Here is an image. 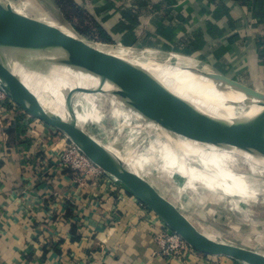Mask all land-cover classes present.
<instances>
[{"label": "crops", "instance_id": "crops-1", "mask_svg": "<svg viewBox=\"0 0 264 264\" xmlns=\"http://www.w3.org/2000/svg\"><path fill=\"white\" fill-rule=\"evenodd\" d=\"M176 2L179 1L69 0V8L73 14L84 15L90 36L74 31L83 38L108 44L100 40L104 31L118 44L179 53L211 66L212 72L220 71L235 84L264 97V0H185L174 5ZM0 8L57 30L61 28L36 20L30 13H45L73 30L81 21L74 15L72 23L58 0H0ZM66 36L76 39L74 33ZM97 94L102 96L96 90L76 86L73 95V115L86 129L94 125L90 101L95 100L92 97ZM83 99H89V103L85 105ZM120 105L139 117L132 107L122 102ZM3 106L0 116V264L241 263L220 255L199 254L188 261L162 255L155 240V234L167 225L162 219L121 183L106 176L81 184L74 172L57 165L59 148L67 142L61 132L29 114L26 120L8 96ZM75 108L80 112L76 114ZM134 121L130 123L132 128L139 126L135 123L140 120L133 124ZM128 143L127 140L118 143L117 148L125 150L123 144L132 146ZM178 159L180 157L174 161L177 165ZM178 162H186L189 170L183 168L186 165L178 167L182 170L179 174L189 173L188 178L211 185L215 180H222L210 167L206 168L203 158ZM146 166L142 165L141 169L149 171L147 181L200 235L226 243L213 228L211 238L204 223L205 219L224 215L234 225L250 226L256 222L255 228L264 229L263 214L254 203L257 198L247 206L242 197H237L240 204L235 207L237 203L233 200L220 198V202H215V198L209 196L194 197V189L181 180V175L168 176L170 173L158 170L159 181L151 180L156 172ZM222 186L229 188L228 184ZM200 193L205 191L200 189ZM194 215L200 220L193 219ZM251 235L243 237L242 242L226 244L264 254L255 249Z\"/></svg>", "mask_w": 264, "mask_h": 264}, {"label": "water", "instance_id": "water-1", "mask_svg": "<svg viewBox=\"0 0 264 264\" xmlns=\"http://www.w3.org/2000/svg\"><path fill=\"white\" fill-rule=\"evenodd\" d=\"M57 40L60 42L71 41L69 37L63 36L61 31L57 29L21 18L0 8V77L8 82L3 85L0 84V90L27 114L39 118L65 134L91 161L113 176L127 190L137 196L143 204L157 213L172 231L181 236L197 252L205 255L226 256L245 264H264V254L262 253L217 242L197 233L179 217L176 210L162 199L149 181L144 180L126 166L105 155L85 138L78 130V127L82 129L83 127L78 125L72 111L76 86L64 98L62 104L63 117L57 118L29 96L24 84L20 82V78L16 75L10 63L2 59V57L15 55V52L20 49L24 51L23 55L28 61L26 64L28 69L43 73L46 77L56 76L68 83H72L75 77L94 80L97 82L96 91L120 100L139 114L142 111L156 113L159 117V123L165 130H167L166 126L161 122V116L158 113L180 105L185 101L184 95L178 92H174L165 98L157 99L152 95L145 98L142 96L144 89L159 91L156 87L157 82H154L155 78L151 74L143 79V75H146L145 68L130 65L112 69H89L75 59L66 56L65 52H78L77 50L61 46ZM199 73L206 75L208 81H211L222 92H242L251 98L252 102L238 106L237 112L248 119L261 121L264 124L263 96L235 84L216 70L209 74ZM130 74L137 76L139 79L137 84L127 79ZM168 132L176 135L178 131L172 128ZM216 132L221 136L223 134L219 128L216 129ZM252 141H255L260 147L256 149V144ZM203 143L215 145L214 147L227 145L226 150L244 152L257 158L263 156L264 158V144L257 139L235 136L229 137L224 143L213 141Z\"/></svg>", "mask_w": 264, "mask_h": 264}, {"label": "bare ground", "instance_id": "bare-ground-1", "mask_svg": "<svg viewBox=\"0 0 264 264\" xmlns=\"http://www.w3.org/2000/svg\"><path fill=\"white\" fill-rule=\"evenodd\" d=\"M63 28L67 29L65 26ZM116 48L113 46L108 50L94 49L91 53L85 54L75 51L65 53L66 56L75 59L89 69H112L130 65L145 68L146 75L142 76L143 79L151 74L155 78L154 82H157L156 87L159 90L156 92L144 89L142 96L145 98L151 95L157 99L165 98L174 92L184 95L185 101L182 104L159 113L165 128L168 131L172 128L176 129L177 134L172 136L181 140L185 145H208L203 143L205 141L224 143L229 137L235 136L257 139L264 144V124L261 121L248 119L237 112L238 106L250 104L251 98L242 92H222L217 89L211 81H208L206 75L199 73H212L211 66L179 53L155 49L150 51V55L145 60L140 56L142 57L140 60L139 57L129 56L131 50L115 51ZM23 52L20 49L15 52V55L2 57V59L10 63L29 96L44 107L46 106L47 110L57 116H64L62 104L71 87L80 86L84 89L95 90L97 82L91 79L75 77L72 83H68L56 76L46 77L43 73L28 69L26 66L28 61ZM183 65H187L184 71L181 70ZM127 79L135 84L139 82L137 76L133 74L128 75ZM5 82L8 83L0 77V84L3 85ZM102 94L109 96L105 93ZM109 100L111 104H116L115 98ZM78 125L83 126V129L77 126L79 132L96 148L147 181L149 171L142 172L140 163L145 153L137 154L133 150H120L112 144L101 141L98 134L84 128V125L79 123ZM217 128L221 129L222 136L216 132ZM167 130L164 129L163 132L168 133ZM160 144L161 142L155 143L148 153L157 152ZM241 153L257 161L253 156Z\"/></svg>", "mask_w": 264, "mask_h": 264}, {"label": "rangeland", "instance_id": "rangeland-1", "mask_svg": "<svg viewBox=\"0 0 264 264\" xmlns=\"http://www.w3.org/2000/svg\"><path fill=\"white\" fill-rule=\"evenodd\" d=\"M18 11L21 14H25L22 10ZM33 16L36 20L61 28L62 30L60 29L59 31H61L62 35L65 37H68L66 36L67 34L72 35V33H74V35H76V39H74V37H69L71 41L68 40L67 42H60L57 40V42H59L61 46L72 48L81 53H91L94 49L108 50L109 48L115 46L117 47L115 51H119L121 49L131 50L132 52L131 54H129V56L133 58L139 57L140 60H142L141 58L143 57L145 60V58L150 55V51L154 50L149 49L148 46L135 47L118 44L115 43V41L111 38H109L108 42H103L108 44H102L95 41L93 42L89 39L79 36L78 34H75L74 31H77L75 29L73 30L69 28L67 30L66 28H63V25L58 24L53 20L51 16L45 13H30V17ZM79 26L81 27V30H87V25L79 24ZM104 37L105 36H103V38ZM73 40H75V42H73ZM186 67L187 65H183L181 70L184 71ZM97 96H99V99ZM92 98H96L95 100H91L90 102L91 107L93 108L92 111L94 113V115L92 116L94 119V125L97 126L89 125V128L87 127V129H89L91 132L93 130V133L98 134L100 140L106 144H112L117 148L118 143L126 142L127 140L129 141L128 144H132V146L123 144V148L125 150H133L137 154L145 153V155L142 156L140 163L141 165H147L146 168L150 171L156 172L155 174H153V177H150L151 180L154 179L156 181H159L160 175L158 173V170L162 171L163 173H170V175L168 176L173 175L175 177L177 174H179L180 167H178V165H186V162H178L181 159L183 161L187 159L188 162V160H192L193 158H203L204 165L207 166L206 168L210 167L211 170L215 171L216 174L221 176L222 180L219 182L215 180L213 181L214 185H211L207 184V182L204 183L202 180L188 178V172H181V174H179V176L181 175L182 177L181 180L186 181L187 186L190 189H194V197L199 196V198H201L202 196L204 198H207L209 196L210 198H215V202H220L222 198L223 200L227 199L225 201L233 200L237 203V205L235 204V207H238V205L240 204V200L237 197H242L243 202H245V205L247 206H249L257 198L254 203L258 204V209L259 211L261 210V213L264 216L263 156H259L258 158L254 157L257 159L256 161L255 159L241 152L225 151L227 149V145H225L224 147H214L215 145L213 146L211 144L204 146L185 145L181 140L175 138L172 135H169L170 133L163 132L164 128L159 123V117L156 113L142 111V113L138 115L139 117H137L136 115H132L130 112L126 111L120 105L121 101L117 100L118 102L116 103V105L112 106L109 103L110 97L108 96H105L103 94L101 96L97 94L95 96L93 95ZM88 100L89 99H83L85 105L89 103ZM98 100L99 103H97ZM78 112H80V110L75 108V113L77 114ZM158 114L160 115V113ZM123 118H128L125 119L124 124H122ZM137 119H139L140 121H137V123H135ZM132 121H134L133 124L135 123L139 126H137L136 128H132V125L130 124ZM112 123H114V125L117 124V126L112 125ZM61 134L67 141L72 142L65 134ZM157 142H161L160 148H157L158 151L148 153L151 151V147L154 146V144ZM252 142L256 144L255 141ZM156 145L158 146V144ZM258 147L260 146L256 144V149ZM180 152H182V155L180 154ZM188 153H191L193 155ZM179 157L180 159L177 160V165L174 161ZM124 160L130 162L127 159ZM183 168L189 170V168H187V165ZM223 184H228L229 188L225 186L223 187ZM165 185L169 184L165 183ZM200 189H203L205 193L199 194ZM206 193H208L209 195H207ZM193 209L197 210V207H193ZM152 212L155 214V216L162 219L157 213H155L154 211ZM192 217L195 220H200L197 215H194ZM262 217L261 219L264 223V219ZM230 221L231 220L226 215L221 218H218L216 216L213 219H205V226L209 228L207 234L212 238L214 232L210 229L213 228L214 231H216L218 234L220 233L221 236L218 235V237L225 239V242L227 241L229 243H236L237 241L242 242L243 237H249L251 233L252 235L250 238L251 241L255 243V249L264 252V229L261 230L259 228H255L254 225L256 224V222H253L252 224H250V226H245L243 224L237 226Z\"/></svg>", "mask_w": 264, "mask_h": 264}, {"label": "built area", "instance_id": "built-area-1", "mask_svg": "<svg viewBox=\"0 0 264 264\" xmlns=\"http://www.w3.org/2000/svg\"><path fill=\"white\" fill-rule=\"evenodd\" d=\"M174 5L184 2L185 0H178ZM158 9H156L157 11ZM159 11V10H158ZM7 99L6 94L0 90V116L4 111L3 102ZM20 114L29 120L28 114L19 106L16 107ZM58 167L62 170H70L78 176V181L82 184L83 181H88L92 178H99L106 176L114 182H118L113 176L106 173L101 167L91 161L82 150L73 142H65L59 148ZM155 240L159 246V253L168 258H177L181 261H188L193 257L198 256L199 252L194 250L181 236L172 231L167 225L155 234ZM209 256V255H207ZM210 257V256H209ZM245 264V263H240Z\"/></svg>", "mask_w": 264, "mask_h": 264}, {"label": "trees", "instance_id": "trees-1", "mask_svg": "<svg viewBox=\"0 0 264 264\" xmlns=\"http://www.w3.org/2000/svg\"><path fill=\"white\" fill-rule=\"evenodd\" d=\"M58 1L60 3L61 7L63 8L66 17L72 23H74V18H73L74 15L77 16L79 18V20L81 19L80 23L75 24L76 30L79 31L83 35L90 36L91 30L89 29L88 25L86 26V28H87L86 31L81 30V27L79 26V24L80 25H85V23H84V15L82 13L73 14L70 11V8H69V6H70L69 5V0H58ZM103 36H105V37L103 38ZM100 38L99 39L102 40L103 42H108L110 37L103 31V33L100 35Z\"/></svg>", "mask_w": 264, "mask_h": 264}]
</instances>
